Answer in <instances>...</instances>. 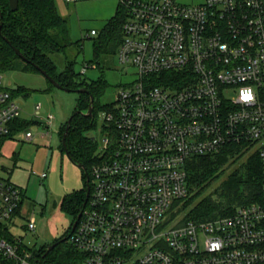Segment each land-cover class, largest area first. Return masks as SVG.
Here are the masks:
<instances>
[{"label":"built area","instance_id":"obj_1","mask_svg":"<svg viewBox=\"0 0 264 264\" xmlns=\"http://www.w3.org/2000/svg\"><path fill=\"white\" fill-rule=\"evenodd\" d=\"M119 1L126 20L117 56L132 79L99 110L112 130L101 137L69 234L79 257L64 264H264V0ZM11 89L0 72V137L21 118ZM232 144L257 153L260 198L181 221L188 162ZM23 191L0 174V264H56L13 233ZM24 227L33 231L34 217Z\"/></svg>","mask_w":264,"mask_h":264},{"label":"rangeland","instance_id":"obj_2","mask_svg":"<svg viewBox=\"0 0 264 264\" xmlns=\"http://www.w3.org/2000/svg\"><path fill=\"white\" fill-rule=\"evenodd\" d=\"M118 1L54 0L58 13L68 22L72 44L65 52L52 54L51 58L60 71L67 62L72 63L77 81L88 84L105 81L104 90L97 100L102 106L112 103L117 97L119 87L132 79L118 61V44L111 43L105 52L94 56L93 45L115 13ZM180 1L188 4L202 0ZM91 30L95 34H91ZM3 85L14 89L21 86L29 91L28 97L17 95L16 101L21 105V118L30 121L28 129L34 137L26 141L25 130H19L4 140L0 148V174L8 175L12 182L24 190L21 215L15 220L13 233L21 236L24 244L35 253L42 245L52 243L68 233L73 216L62 204L73 192L80 191L85 186L83 170L68 157L60 140V129L74 112L79 93L51 86L40 73L18 69L3 73ZM36 104L41 105L38 114L34 112ZM99 110L95 111V128L88 133L96 137L98 146L104 128L109 127L101 122ZM48 114H52L53 119L46 128ZM46 130L50 134L41 137L40 133ZM253 153V149H241L231 157L219 177L206 186L189 207L212 192ZM41 172L46 173L44 178L40 177ZM185 212L186 210L179 213V217H183ZM30 217L35 219L33 231L21 228ZM67 242L69 243L68 240Z\"/></svg>","mask_w":264,"mask_h":264},{"label":"trees","instance_id":"obj_3","mask_svg":"<svg viewBox=\"0 0 264 264\" xmlns=\"http://www.w3.org/2000/svg\"><path fill=\"white\" fill-rule=\"evenodd\" d=\"M125 20L126 8L118 1L115 13L107 21L93 45L95 57L105 52L111 43L118 45L121 43V28ZM71 44L68 22L58 13L54 0H17V7L14 10L10 8L9 0H0V72L18 69L42 74L41 72L44 71L62 88L87 89V92L78 95L76 108L70 115L64 144L62 135L67 121L60 129V140L62 149L68 157L75 163L83 164L87 174H90V166L97 159L99 146L96 137L88 133L96 125L95 111L101 108L108 109L110 104L102 106L97 101L104 90L105 81L99 80L89 84L77 81L70 62H67L63 70H58L51 55L65 52ZM49 84L53 86L50 82ZM11 91L13 95H21L24 98L29 95V91L21 86ZM90 96L94 101L92 115L88 116L84 113L88 109ZM29 126L30 121L23 118L16 119L12 125L11 135L19 130H26ZM107 130L112 128H104V132ZM8 136L0 137V148ZM241 149V146L232 144L222 151L196 157L188 162L186 169L189 195L181 201L178 208L179 213L186 210L181 221L206 220L227 215L232 213L237 205L260 198L261 168L257 153H253L244 163L230 172L212 192L189 207L193 199L219 177L221 171L228 166L229 159ZM83 175L85 179L84 171ZM85 186L82 190L73 192L62 204L63 208L72 214L73 221L83 209ZM70 232L71 227L68 233L62 236L66 239L47 253L48 244H44L33 254L42 257L43 262L56 264L68 263L79 257L78 252L67 242Z\"/></svg>","mask_w":264,"mask_h":264},{"label":"water","instance_id":"obj_4","mask_svg":"<svg viewBox=\"0 0 264 264\" xmlns=\"http://www.w3.org/2000/svg\"><path fill=\"white\" fill-rule=\"evenodd\" d=\"M9 5H10V8L12 10L16 9L17 7V0H9ZM15 52L17 54H19V52L15 49ZM42 75H44V77H46V79L56 88H61V89H64L65 91H74V92H77V93H81V92H87V89L86 88H75V89H71V88H62L57 82H55L50 76H48L44 71L41 72ZM93 97L90 96V102H89V106H88V109L87 111L84 113L85 115H88V116H91L92 115V107H93ZM70 118H68L67 122H66V126H65V130H64V133L62 135V143L64 144V140H65V136L68 132V129H69V121H70ZM75 163V162H74ZM77 166H79L85 173L86 177H85V182H86V192H85V197H84V201H83V206L87 200V197H88V193H89V184H88V175H87V172H86V169H85V166L83 164H80V163H75ZM80 214H81V211L77 214L76 216V219L73 221L72 223V226H71V231L74 229V227L76 226V223L78 221V218L80 217ZM66 237H60L59 239L53 241L52 243H50L47 248H46V253L51 250L56 244H58L59 242H62L63 240H65Z\"/></svg>","mask_w":264,"mask_h":264},{"label":"flooded vegetation","instance_id":"obj_5","mask_svg":"<svg viewBox=\"0 0 264 264\" xmlns=\"http://www.w3.org/2000/svg\"><path fill=\"white\" fill-rule=\"evenodd\" d=\"M85 184H86V182H85ZM85 187H86V186H85ZM49 244H50V243H49ZM49 244H48V245H49Z\"/></svg>","mask_w":264,"mask_h":264},{"label":"crops","instance_id":"obj_6","mask_svg":"<svg viewBox=\"0 0 264 264\" xmlns=\"http://www.w3.org/2000/svg\"><path fill=\"white\" fill-rule=\"evenodd\" d=\"M24 119V118H23Z\"/></svg>","mask_w":264,"mask_h":264}]
</instances>
